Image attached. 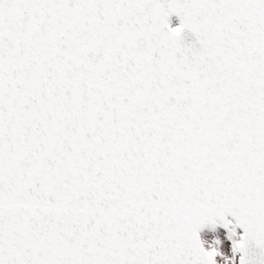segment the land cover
Returning a JSON list of instances; mask_svg holds the SVG:
<instances>
[{"label":"snow or ice","instance_id":"obj_1","mask_svg":"<svg viewBox=\"0 0 264 264\" xmlns=\"http://www.w3.org/2000/svg\"><path fill=\"white\" fill-rule=\"evenodd\" d=\"M0 264H264V0H0Z\"/></svg>","mask_w":264,"mask_h":264},{"label":"water","instance_id":"obj_2","mask_svg":"<svg viewBox=\"0 0 264 264\" xmlns=\"http://www.w3.org/2000/svg\"><path fill=\"white\" fill-rule=\"evenodd\" d=\"M173 23L175 24V23H176V21H175V20H173Z\"/></svg>","mask_w":264,"mask_h":264}]
</instances>
